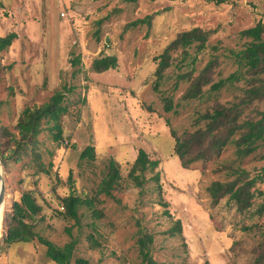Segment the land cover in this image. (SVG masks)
Wrapping results in <instances>:
<instances>
[{"label": "rangeland", "instance_id": "rangeland-1", "mask_svg": "<svg viewBox=\"0 0 264 264\" xmlns=\"http://www.w3.org/2000/svg\"><path fill=\"white\" fill-rule=\"evenodd\" d=\"M147 16H152L150 25L129 26ZM259 22L264 23V0H0V36H17L0 56V127L18 134L23 110L48 102L56 92L64 94L66 108L59 122L63 140L55 141V124L44 121L35 145L19 161L15 146L5 151L9 159L6 166L0 160V167L6 215L14 201L31 194L41 208L35 232L59 247L77 239L71 264L79 259L144 264L138 245L144 235L152 237L156 264H249L264 232V214L258 213L264 181L256 186L254 206L243 213L227 199L212 207L206 189L213 181L232 179L224 167L262 176L264 143L242 162L231 144L219 158L184 169L171 128L178 134L194 131L199 114L243 97L244 81L219 91L211 86L236 72L245 74L230 51L241 50L248 39L240 33ZM194 28L209 33L204 50L188 49L186 60L182 50L173 53V64L159 79L156 58L179 33ZM106 56H115L118 67L94 72V61ZM215 59L203 96L183 99L191 82L181 76L192 72L195 78ZM254 106L264 111V101ZM89 146L95 159L82 160ZM140 150L159 165L136 187L129 173ZM110 160L118 165L119 184L112 197L97 195ZM70 194L94 200L91 207L81 205L79 225L61 215V199ZM177 221L181 233L171 236ZM254 224L260 230L243 231ZM7 232L5 218L0 264H57L37 240L3 245Z\"/></svg>", "mask_w": 264, "mask_h": 264}, {"label": "trees", "instance_id": "trees-1", "mask_svg": "<svg viewBox=\"0 0 264 264\" xmlns=\"http://www.w3.org/2000/svg\"><path fill=\"white\" fill-rule=\"evenodd\" d=\"M151 22L152 16H147L129 24V26L150 25ZM240 35L242 38L248 39V42L244 44L241 50H231L230 58L234 60V63L240 69H245V74L241 75L238 72L231 74L227 79L212 84L211 89L212 91H219L227 83L233 84L244 81L243 97L226 104L215 103L211 110L199 114L194 123L196 126L194 131L186 130L182 134H178L175 129L171 128V136L175 142L174 153L184 169H190L191 166L199 162L207 164L219 158L231 144L235 146L236 156L242 162L254 155L260 145L264 143V111H259L254 106L256 102L264 101V23L259 22L254 27L243 30ZM16 37L15 33L4 37L0 36V56L3 51L12 45ZM208 39L209 33L200 28L179 33L163 53L156 58L158 61L156 70L158 78L161 79L164 72L173 64V53L182 50L183 60H186L190 56L188 49L196 48L198 52H201L206 47ZM79 61V59H76L75 63ZM216 63L217 59L210 61L201 74L195 78H193L192 72L181 76V79L191 82L183 99L192 100L203 96L204 86L212 82L213 67ZM117 67V58L106 56L96 59L92 69L96 73H104ZM63 100L64 94L56 92L48 102L24 109L15 126L18 134L10 132L5 127H0V160L3 161L5 166L9 159L6 157L5 151L15 146L14 153L16 154V160L19 161L21 155L29 150L32 145H35L38 135L43 130L44 121H51L55 124L54 128L58 131L54 135L55 141L63 140L59 125L61 116L66 112ZM166 103V110L170 111L172 109L171 100H167ZM81 159L94 160V148L92 146L87 147L82 152ZM158 165V161L151 160L144 150H140L129 173V178L136 187H142L146 182L145 173L149 169L157 168ZM39 169V171H44V166L40 164ZM224 169L229 171L232 179L213 181L207 187L211 206L216 207L222 200L227 199V201L234 204L236 210L240 213L250 210L255 204L258 191L256 186L264 181V170L262 176L252 177L251 171L243 167H224ZM119 180L118 165L114 160H110L106 175L98 187L97 195L112 197ZM155 181H159L158 175L155 176ZM259 193L264 195L263 192ZM83 202L91 207L94 200L82 201L80 197L74 194L61 199L64 210L61 215L74 220L79 225V209ZM40 211V206L31 194H24L20 202L14 201L12 212L6 215L8 232L2 239L3 245L10 246L20 242L31 243L37 240L46 247V257L49 260L57 264H71L78 244L77 239H72L64 246L59 247L35 232L33 222ZM258 211L260 215L264 214V204L260 206ZM256 229L260 230V227L254 224L244 227L243 231L253 234ZM67 231L69 234L71 233L70 229ZM180 233L181 225L177 221L169 234L174 236ZM91 241L95 243L93 236H91ZM151 242L152 237L148 235H144L138 240L139 252L144 264H156L149 246ZM250 256L249 264H264V232L260 234L258 244L250 251ZM76 263L88 264L86 260L82 259L77 260Z\"/></svg>", "mask_w": 264, "mask_h": 264}, {"label": "water", "instance_id": "water-1", "mask_svg": "<svg viewBox=\"0 0 264 264\" xmlns=\"http://www.w3.org/2000/svg\"><path fill=\"white\" fill-rule=\"evenodd\" d=\"M0 181H2L4 183L6 182L3 173H0ZM6 197H7L6 184H3V186L0 190V213H1L2 207L5 205ZM5 218H6V214H5L4 220H5ZM0 229H1V217H0Z\"/></svg>", "mask_w": 264, "mask_h": 264}, {"label": "bare ground", "instance_id": "bare-ground-1", "mask_svg": "<svg viewBox=\"0 0 264 264\" xmlns=\"http://www.w3.org/2000/svg\"><path fill=\"white\" fill-rule=\"evenodd\" d=\"M0 173H3L2 171H1V167H0ZM3 184H5L4 182H2V181H0V190H1V188H2V186H3ZM7 198H6V201H5V205L2 207V209H1V213H0V217H1V229H0V238H1V236H2V231H3V223H4V217H5V214H6V207H7Z\"/></svg>", "mask_w": 264, "mask_h": 264}]
</instances>
